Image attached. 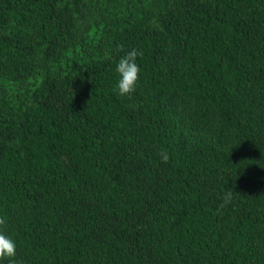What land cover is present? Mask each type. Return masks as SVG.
<instances>
[{
	"label": "trees",
	"instance_id": "obj_1",
	"mask_svg": "<svg viewBox=\"0 0 264 264\" xmlns=\"http://www.w3.org/2000/svg\"><path fill=\"white\" fill-rule=\"evenodd\" d=\"M0 218V264H264V0H0Z\"/></svg>",
	"mask_w": 264,
	"mask_h": 264
},
{
	"label": "clouds",
	"instance_id": "obj_2",
	"mask_svg": "<svg viewBox=\"0 0 264 264\" xmlns=\"http://www.w3.org/2000/svg\"><path fill=\"white\" fill-rule=\"evenodd\" d=\"M142 55L141 51L134 48L128 51L117 62L115 71L119 79L116 82L115 91L118 95L131 97L136 91L141 71L136 61L137 57ZM159 155L162 163H167L170 159L166 150L160 151ZM232 195L233 191L231 189L225 190L221 207H226L231 203ZM5 225L6 219L0 218V260L11 259L16 255L15 241L3 231Z\"/></svg>",
	"mask_w": 264,
	"mask_h": 264
}]
</instances>
